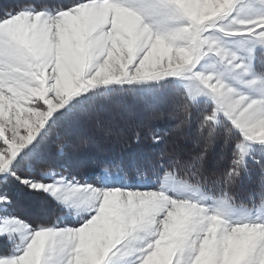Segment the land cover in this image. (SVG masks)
I'll return each mask as SVG.
<instances>
[{"label": "snow or ice", "instance_id": "obj_1", "mask_svg": "<svg viewBox=\"0 0 264 264\" xmlns=\"http://www.w3.org/2000/svg\"><path fill=\"white\" fill-rule=\"evenodd\" d=\"M0 264H264V0L0 5Z\"/></svg>", "mask_w": 264, "mask_h": 264}, {"label": "trees", "instance_id": "obj_2", "mask_svg": "<svg viewBox=\"0 0 264 264\" xmlns=\"http://www.w3.org/2000/svg\"><path fill=\"white\" fill-rule=\"evenodd\" d=\"M17 3V0H0V5L5 8H11ZM139 104H145L144 101L137 102ZM157 107L164 109V104H158ZM127 115L125 113H121L119 111L114 112L111 115H101L100 119L104 124L105 129H111L113 135L108 137L106 141L99 144L98 147H93L90 150L85 151L79 158V162L85 166H92L95 161L100 157V153L104 152L108 155L113 154L114 146L116 144L117 139L121 134V130L124 127V121L127 119ZM158 127H168L169 124L167 122H159ZM128 137L131 138L132 133L129 131L127 133ZM84 138H88L87 130H83ZM75 143V141H74ZM68 153L70 156L73 155L72 148H68ZM140 153L129 155L125 153L124 155V163L125 165H130L133 162L139 163L142 167H147L148 161L146 159H138ZM28 209L31 213L37 214L40 212V203L38 201H30L27 202Z\"/></svg>", "mask_w": 264, "mask_h": 264}, {"label": "rangeland", "instance_id": "obj_3", "mask_svg": "<svg viewBox=\"0 0 264 264\" xmlns=\"http://www.w3.org/2000/svg\"><path fill=\"white\" fill-rule=\"evenodd\" d=\"M134 163V162H133Z\"/></svg>", "mask_w": 264, "mask_h": 264}]
</instances>
